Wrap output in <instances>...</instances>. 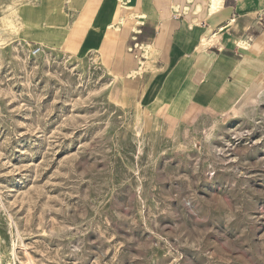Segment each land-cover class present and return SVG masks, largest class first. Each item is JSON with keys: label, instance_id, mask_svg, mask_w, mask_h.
I'll use <instances>...</instances> for the list:
<instances>
[{"label": "rangeland", "instance_id": "1", "mask_svg": "<svg viewBox=\"0 0 264 264\" xmlns=\"http://www.w3.org/2000/svg\"><path fill=\"white\" fill-rule=\"evenodd\" d=\"M26 1L0 0V264H264V95L232 109L264 71L218 112L139 76L131 25L82 59L21 40Z\"/></svg>", "mask_w": 264, "mask_h": 264}, {"label": "crops", "instance_id": "2", "mask_svg": "<svg viewBox=\"0 0 264 264\" xmlns=\"http://www.w3.org/2000/svg\"><path fill=\"white\" fill-rule=\"evenodd\" d=\"M15 20L21 40L78 59L103 50L131 25L150 42L140 46L142 55L156 51L154 60L141 57L153 66L141 67L139 76L153 84L163 78L168 88L194 94L218 112L264 71V0H29ZM241 69L246 74H231Z\"/></svg>", "mask_w": 264, "mask_h": 264}, {"label": "bare ground", "instance_id": "3", "mask_svg": "<svg viewBox=\"0 0 264 264\" xmlns=\"http://www.w3.org/2000/svg\"><path fill=\"white\" fill-rule=\"evenodd\" d=\"M212 1H213V0H212ZM219 4H220V3H219ZM39 51L41 52V48H37V47H36V49L32 50V53L35 54V53H37V52H39ZM263 95H264V88H259V89L257 90L256 93H254V94H247V95L243 98L241 104H240L239 106L234 105V106L232 107V109L234 110V112L243 111L244 109L247 108V106L259 102L260 99H261V97H262Z\"/></svg>", "mask_w": 264, "mask_h": 264}]
</instances>
